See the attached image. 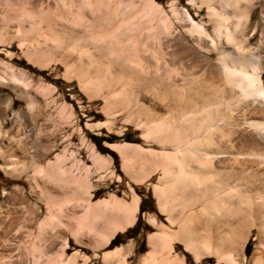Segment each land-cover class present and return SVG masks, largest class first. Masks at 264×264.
I'll use <instances>...</instances> for the list:
<instances>
[{
  "label": "rangeland",
  "instance_id": "374dc122",
  "mask_svg": "<svg viewBox=\"0 0 264 264\" xmlns=\"http://www.w3.org/2000/svg\"><path fill=\"white\" fill-rule=\"evenodd\" d=\"M218 2L0 0V264H264V99ZM233 3L264 91V0ZM186 218L231 258L196 261Z\"/></svg>",
  "mask_w": 264,
  "mask_h": 264
},
{
  "label": "bare ground",
  "instance_id": "6f19581e",
  "mask_svg": "<svg viewBox=\"0 0 264 264\" xmlns=\"http://www.w3.org/2000/svg\"><path fill=\"white\" fill-rule=\"evenodd\" d=\"M206 1H209V0H205V2ZM233 1L232 0H219L217 9L211 8L213 9V12L211 14L214 18V27H213L214 37L218 39V43H220L222 40L225 47H230L233 50V52H229L227 49L226 51H224L225 52L224 54H221L219 52V54L221 55H219L218 60H219L220 65L223 67V69H227L228 71L239 75V77L241 78L242 84L245 85L246 88L250 90V91H247V94H250V95L259 94L264 99V91L261 89V86H260L261 77L258 73V71L261 70V66L263 65H261L258 57L255 56V54L254 55L248 54L244 50L242 43L236 39V37L233 34V31H230L228 28L229 25H227V22H229L228 16H227V12H224V11L227 8H231L233 6L234 4ZM218 7L220 8V10ZM236 27H238V25ZM178 150L179 149L176 148V151ZM177 158L178 157L176 155L174 161L180 166L181 164H180L179 158L178 159ZM58 159L59 157L57 158V160ZM259 184L264 186V181H260ZM171 186H173V184ZM161 195L162 196L164 195L163 192H161ZM212 207L214 208L215 212L218 214L219 210H217L216 205L213 204ZM134 208L135 207L133 206L131 211L134 212L135 210ZM169 219L170 218L168 215V220ZM186 219L187 220L183 224H180V226L178 227L179 229L178 234L180 233L181 235L180 238L178 237L179 235L176 234L177 237L175 239H178V241L183 244L184 248L187 251H191V253L192 252L194 253L195 255L194 258L196 261H199L201 257L204 255H214L217 258H222V256H224L225 258L228 257L229 259L231 258L229 255V252L232 249L231 243L224 244V243H221L222 241L220 242V241L212 240L211 236L207 233L205 227L200 228L199 226L196 227L195 224L190 225V219L189 218H186ZM167 232H168L167 230L161 231L159 233V237L163 238V241L164 239H167L169 242H171V240H173L174 237L169 235ZM155 252L157 251H155V248H154L151 253H149L146 257L142 259L141 264H148L149 261L153 259V255L155 254ZM109 256H111V254L107 253L105 255V258ZM174 260L176 264L177 258H170L169 261L167 260L168 261L167 264H173Z\"/></svg>",
  "mask_w": 264,
  "mask_h": 264
},
{
  "label": "trees",
  "instance_id": "16d2710c",
  "mask_svg": "<svg viewBox=\"0 0 264 264\" xmlns=\"http://www.w3.org/2000/svg\"><path fill=\"white\" fill-rule=\"evenodd\" d=\"M115 240H116V237H114V238L110 241V245H111V244H114Z\"/></svg>",
  "mask_w": 264,
  "mask_h": 264
}]
</instances>
